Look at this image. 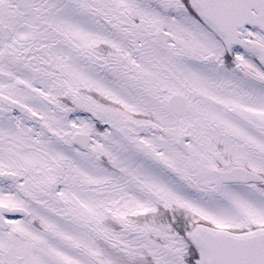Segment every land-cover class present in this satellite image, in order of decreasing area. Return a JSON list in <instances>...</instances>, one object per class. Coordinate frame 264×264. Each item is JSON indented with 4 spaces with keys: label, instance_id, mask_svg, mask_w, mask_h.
Listing matches in <instances>:
<instances>
[{
    "label": "snow or ice",
    "instance_id": "snow-or-ice-1",
    "mask_svg": "<svg viewBox=\"0 0 264 264\" xmlns=\"http://www.w3.org/2000/svg\"><path fill=\"white\" fill-rule=\"evenodd\" d=\"M0 264H264V0H0Z\"/></svg>",
    "mask_w": 264,
    "mask_h": 264
}]
</instances>
